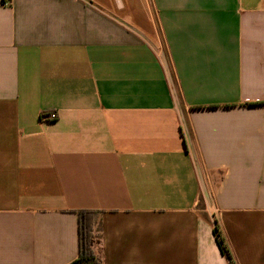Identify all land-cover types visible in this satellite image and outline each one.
Here are the masks:
<instances>
[{
  "label": "crops",
  "instance_id": "0c3cea01",
  "mask_svg": "<svg viewBox=\"0 0 264 264\" xmlns=\"http://www.w3.org/2000/svg\"><path fill=\"white\" fill-rule=\"evenodd\" d=\"M262 103L264 0H0V264H264Z\"/></svg>",
  "mask_w": 264,
  "mask_h": 264
},
{
  "label": "trees",
  "instance_id": "16d2710c",
  "mask_svg": "<svg viewBox=\"0 0 264 264\" xmlns=\"http://www.w3.org/2000/svg\"><path fill=\"white\" fill-rule=\"evenodd\" d=\"M264 106V103H262ZM78 214V255L69 264H104L103 259L95 250L97 241V234L94 230L96 212L90 210H81ZM215 235L217 243L222 252L228 257L231 264L232 259L229 250L225 244V240L221 236L217 227L215 226Z\"/></svg>",
  "mask_w": 264,
  "mask_h": 264
},
{
  "label": "built area",
  "instance_id": "2783aa9c",
  "mask_svg": "<svg viewBox=\"0 0 264 264\" xmlns=\"http://www.w3.org/2000/svg\"><path fill=\"white\" fill-rule=\"evenodd\" d=\"M43 119L55 120L57 118L56 113L50 112L42 115Z\"/></svg>",
  "mask_w": 264,
  "mask_h": 264
}]
</instances>
